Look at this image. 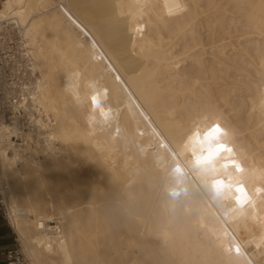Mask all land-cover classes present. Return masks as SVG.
<instances>
[{"label":"bare ground","instance_id":"1","mask_svg":"<svg viewBox=\"0 0 264 264\" xmlns=\"http://www.w3.org/2000/svg\"><path fill=\"white\" fill-rule=\"evenodd\" d=\"M4 23L51 117L0 126L29 264H264V0H0Z\"/></svg>","mask_w":264,"mask_h":264},{"label":"built area","instance_id":"2","mask_svg":"<svg viewBox=\"0 0 264 264\" xmlns=\"http://www.w3.org/2000/svg\"><path fill=\"white\" fill-rule=\"evenodd\" d=\"M37 76L16 28L4 23L0 27V126L15 121L20 128L36 130L39 118L50 121L33 100ZM5 264H20L16 250L6 251Z\"/></svg>","mask_w":264,"mask_h":264},{"label":"crops","instance_id":"3","mask_svg":"<svg viewBox=\"0 0 264 264\" xmlns=\"http://www.w3.org/2000/svg\"><path fill=\"white\" fill-rule=\"evenodd\" d=\"M10 227L0 207V264H5V253L14 246V232Z\"/></svg>","mask_w":264,"mask_h":264},{"label":"rangeland","instance_id":"4","mask_svg":"<svg viewBox=\"0 0 264 264\" xmlns=\"http://www.w3.org/2000/svg\"><path fill=\"white\" fill-rule=\"evenodd\" d=\"M17 142H21V139L17 140ZM0 207H1L2 212H3L4 215H5V210H4L5 207H4V205L1 203V201H0ZM6 220H7V219H6ZM10 228H11V227H10ZM11 230H12V228H11ZM12 232H13V231H12ZM13 236H14L15 240H14V246L12 247V249L17 251L19 263H20V264H29V260H28L27 256H26L25 253L22 251V247H21V245H20V244L17 242V240H16V235H15V233H13Z\"/></svg>","mask_w":264,"mask_h":264}]
</instances>
